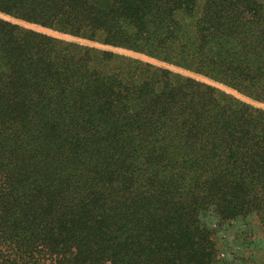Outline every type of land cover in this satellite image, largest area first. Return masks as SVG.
<instances>
[{"label": "trees", "instance_id": "1", "mask_svg": "<svg viewBox=\"0 0 264 264\" xmlns=\"http://www.w3.org/2000/svg\"><path fill=\"white\" fill-rule=\"evenodd\" d=\"M238 220L264 0H0V264H231Z\"/></svg>", "mask_w": 264, "mask_h": 264}, {"label": "rangeland", "instance_id": "2", "mask_svg": "<svg viewBox=\"0 0 264 264\" xmlns=\"http://www.w3.org/2000/svg\"><path fill=\"white\" fill-rule=\"evenodd\" d=\"M245 222L238 220L234 226L227 230V253L234 252L237 255H229L231 264H264V237L257 235L255 238L247 236ZM246 234V235H245ZM247 238V239H245ZM229 247H231L230 251Z\"/></svg>", "mask_w": 264, "mask_h": 264}]
</instances>
